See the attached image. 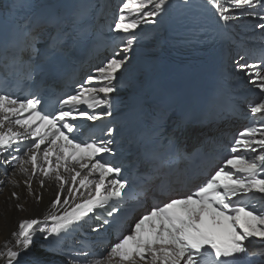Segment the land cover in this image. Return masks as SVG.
<instances>
[{
  "label": "snow or ice",
  "instance_id": "obj_1",
  "mask_svg": "<svg viewBox=\"0 0 264 264\" xmlns=\"http://www.w3.org/2000/svg\"><path fill=\"white\" fill-rule=\"evenodd\" d=\"M121 2L118 19L109 25L119 43L73 93L59 100L55 111L45 112L39 96L18 98L0 92V166L10 167L25 177L23 184L37 204L43 192H33V179L40 189L45 188L46 180L54 181L57 188L48 215L43 219L19 221L18 231L11 233L13 239L6 240L0 250V261L3 264H85L88 257L99 255L101 258L92 260L91 264H264V203L247 200L250 195L264 197V121L258 120L264 117V59L247 62L243 55L233 63L245 74L248 83L258 89V99L249 106L257 123L233 137L227 148L231 155L223 156L219 167L212 169L194 192L173 197L172 189L162 181L157 191L166 197V202L152 204L135 220L127 234L119 233L106 252L81 250L79 255L83 259L78 260L73 255L70 261V253L54 243L93 216L97 225L91 230L98 233L118 223L117 218L129 212L122 201L130 184L135 182L122 177V165L104 159L105 154L117 155L115 127L106 126L101 136L91 131V127L87 139L75 136L77 132L85 135L80 127L84 121L94 123L113 116L112 94L120 90V79L129 70L126 67L131 59L129 53L138 39L135 30L142 22L156 23L171 0ZM205 2L225 26L247 15L256 19L255 28L264 32V0ZM14 6V0H9L3 4V9L11 11ZM89 9L91 4L88 9L80 4L73 8L70 23L64 21L66 27L53 38L54 47L62 46L72 29H77L82 37L86 35ZM126 10L129 15L125 14ZM47 22L56 27L60 13H53ZM261 51L264 54V49ZM13 126L22 131L13 130ZM181 126L182 121L175 123V129ZM160 127L155 124L150 128L157 140L161 135ZM175 129L155 154L151 171L145 169L138 173L142 182L140 195L151 189L156 172L171 170L172 164L166 157L174 155L179 147ZM9 175L6 171L5 176ZM93 176L98 178H90ZM2 183L4 181L0 180ZM8 183L18 187L20 181L9 179ZM11 197L20 198L15 191ZM16 207L25 210L22 204ZM97 211L101 215H95ZM254 240L259 242L258 246L253 244Z\"/></svg>",
  "mask_w": 264,
  "mask_h": 264
},
{
  "label": "bare ground",
  "instance_id": "obj_2",
  "mask_svg": "<svg viewBox=\"0 0 264 264\" xmlns=\"http://www.w3.org/2000/svg\"><path fill=\"white\" fill-rule=\"evenodd\" d=\"M209 7L215 12V10L210 5ZM167 8L165 12H163L156 18V23L142 22L138 26V28L154 29L158 24L163 22L167 12ZM229 23L236 25V27H238L239 30L245 32V34L247 33V31L255 32L258 30L255 28V25L257 23L256 19L249 17L247 15L241 17L238 20L230 21ZM154 34L156 37H158V31L154 32ZM149 56L150 55H148L143 50L140 52H133L131 55L132 61L130 63H134L142 60L144 61L145 59H148ZM174 71L176 72V70ZM232 73L235 79L239 78L241 80H245V85H249L250 89L258 90L248 83V78L245 76L243 72L237 70L234 63L232 64ZM205 75H206L205 72L201 71L198 74L193 75L192 79L194 82L197 81L202 82L205 79ZM180 77L183 79L184 75H180ZM244 90H246V88H244ZM10 179L20 181L19 186L14 187L11 183H8V180L4 179V177L0 174V180L4 181V183L0 184V186L3 185V187L0 188V250H3V245L6 240L13 239L11 237V233L13 231H18V223L20 220L26 218L43 219L44 216L48 215L51 199H54L55 192L57 191L56 184L54 181L46 180L45 188L40 189L37 180L33 179L32 181L33 192H39V191L43 192V198L40 201V203L37 204L34 198L32 196H29L28 190L23 184V180L25 179V177L22 174H20L18 171L16 172L12 171L10 175ZM13 191L19 194L20 197L19 200L11 197V193ZM17 204H22L25 210L17 209L16 207ZM53 211H62V209H54ZM253 242H258V241L254 240ZM0 264H3V262L0 261Z\"/></svg>",
  "mask_w": 264,
  "mask_h": 264
},
{
  "label": "rangeland",
  "instance_id": "obj_3",
  "mask_svg": "<svg viewBox=\"0 0 264 264\" xmlns=\"http://www.w3.org/2000/svg\"><path fill=\"white\" fill-rule=\"evenodd\" d=\"M7 180H9V179H7ZM2 187H3V185L0 186V188H2ZM52 200H53V199H51V201H52Z\"/></svg>",
  "mask_w": 264,
  "mask_h": 264
}]
</instances>
